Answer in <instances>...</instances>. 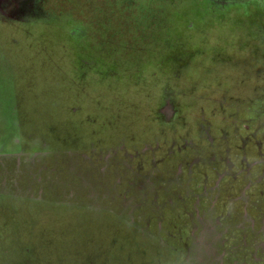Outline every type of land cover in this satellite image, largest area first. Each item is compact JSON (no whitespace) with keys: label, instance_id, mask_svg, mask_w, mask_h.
<instances>
[{"label":"rangeland","instance_id":"1","mask_svg":"<svg viewBox=\"0 0 264 264\" xmlns=\"http://www.w3.org/2000/svg\"><path fill=\"white\" fill-rule=\"evenodd\" d=\"M0 264H264V0H0Z\"/></svg>","mask_w":264,"mask_h":264}]
</instances>
